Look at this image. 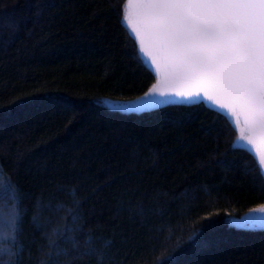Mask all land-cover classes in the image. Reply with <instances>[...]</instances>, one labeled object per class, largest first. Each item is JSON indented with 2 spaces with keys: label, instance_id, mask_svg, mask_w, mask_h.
Wrapping results in <instances>:
<instances>
[{
  "label": "trees",
  "instance_id": "16d2710c",
  "mask_svg": "<svg viewBox=\"0 0 264 264\" xmlns=\"http://www.w3.org/2000/svg\"><path fill=\"white\" fill-rule=\"evenodd\" d=\"M120 2L0 0V185L11 176L21 189L20 264H40L47 235L65 227L94 251L77 259L61 239V264H100L101 253L102 264H264V230L225 223L264 202V182L223 115L96 102L149 82ZM4 206H15L11 191H0Z\"/></svg>",
  "mask_w": 264,
  "mask_h": 264
},
{
  "label": "snow or ice",
  "instance_id": "6c2138e0",
  "mask_svg": "<svg viewBox=\"0 0 264 264\" xmlns=\"http://www.w3.org/2000/svg\"><path fill=\"white\" fill-rule=\"evenodd\" d=\"M116 7L150 73L141 95L113 107L139 113L173 100L207 101L226 118L236 141L249 146V163L264 182V0H121ZM0 191H11L15 202L0 213V264H20L21 189L8 176ZM36 209L33 224L40 230L46 225L38 215L39 202ZM67 211L74 223L80 219L78 206ZM245 217L264 224V202ZM78 231L53 229L40 264H61L60 257L69 255L59 246L61 239L72 245L75 258L91 256V237L81 252L77 237L68 235Z\"/></svg>",
  "mask_w": 264,
  "mask_h": 264
},
{
  "label": "water",
  "instance_id": "95a60500",
  "mask_svg": "<svg viewBox=\"0 0 264 264\" xmlns=\"http://www.w3.org/2000/svg\"><path fill=\"white\" fill-rule=\"evenodd\" d=\"M121 24L127 30L128 34L130 35V37L135 42L134 36L131 34V31L127 28V26L124 24L122 19H121ZM136 49H137V52H138V55H139L141 61L146 66V68L150 71V68H149L147 62L144 60L143 56L141 54H139L138 46H136ZM139 95H141V94H139ZM132 98H134V97H132ZM132 98H128V99H114V98L102 97V98L96 99V102L98 104L102 105L103 107L107 108L110 111L119 112V113H122V114H141V113H145V112L154 111V110H157V109H160V108H163V107H167V106H170V105L192 106V105H197V104L202 103L207 108H209V109H211V110L223 115L222 113L219 112L218 109H216L214 106L208 104L207 101H203L202 99L201 100H194V101H192L189 104L182 103V102L175 101V100L168 101V102L159 104V105H157L154 108H151V109L145 110L144 112H139V113H137V112H124V111H120V110H118V109L113 107V105L118 103V102L126 101V100H129V99H132ZM232 147L236 148V149H243V150L247 151L248 153H250L252 155V153L250 152L249 146L245 145L243 142L236 141V135H235V137L233 139ZM247 212H248V210L245 211L244 213H242L239 216H229V217H227L225 219V223L228 225V227L234 228V229H238V230H247V231H262V230H264V224H262V223L258 222V223H255V224H251V223L247 222V219L245 217V214Z\"/></svg>",
  "mask_w": 264,
  "mask_h": 264
}]
</instances>
